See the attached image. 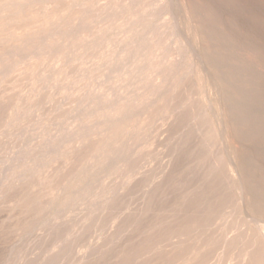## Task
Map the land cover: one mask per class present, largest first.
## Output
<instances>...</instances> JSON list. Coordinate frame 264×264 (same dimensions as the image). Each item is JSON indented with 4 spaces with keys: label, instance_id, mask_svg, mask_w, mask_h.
Wrapping results in <instances>:
<instances>
[{
    "label": "rangeland",
    "instance_id": "1",
    "mask_svg": "<svg viewBox=\"0 0 264 264\" xmlns=\"http://www.w3.org/2000/svg\"><path fill=\"white\" fill-rule=\"evenodd\" d=\"M263 235L264 0H0V264H264Z\"/></svg>",
    "mask_w": 264,
    "mask_h": 264
},
{
    "label": "bare ground",
    "instance_id": "2",
    "mask_svg": "<svg viewBox=\"0 0 264 264\" xmlns=\"http://www.w3.org/2000/svg\"><path fill=\"white\" fill-rule=\"evenodd\" d=\"M181 11H182V10H181ZM180 13H181V12H180ZM172 16H173V15H172ZM187 30H188V29H187ZM206 60H207V59H206ZM210 67H211V66H210ZM226 80H227V79H226ZM227 82H228V81H227ZM104 103H105V102H104ZM214 132H215V130H214ZM217 132H218V130H217ZM136 136H138V135H136ZM221 136H223V135H221ZM234 136H235V135H234ZM221 138H222V137H220V139H221ZM132 139H133V138H132ZM222 140H224V138H223ZM125 141H126V140H125ZM113 143H114V142H113ZM128 143H129V142H128ZM168 143H169V142H168ZM158 144H159V143H158ZM121 145H122V144H121ZM160 145H161V144H160ZM107 146H109V145H107ZM123 146H124V145H123ZM158 147H160V146H158ZM117 148H118V147H117ZM117 148H116V149H117ZM164 148H165V147H164ZM112 149H113V148H112ZM118 149H119V148H118ZM118 149H117V150H118ZM131 149H132V148H131ZM159 149H160V148H159ZM106 150H107V149H106ZM132 150H133V149H132ZM114 151H115V150H114ZM104 152H105V151H102V153H104ZM112 152H113V151H112ZM123 152H124V151H123ZM126 152H127V151H126ZM168 152H169V151H168ZM107 153H108V152H107ZM115 153H117V152H115ZM115 153H114V154H115ZM131 153H132V152H131ZM131 153H130V154H131ZM133 153H134V151H133ZM160 153H161V152H160ZM111 154H113V153H111ZM120 154H121V153H119V155H118V154H117V155L120 156ZM127 154H128V153H127ZM168 154H169V153H168ZM227 154H228V153H227ZM227 154H225V155H227ZM105 155H106V154H105ZM117 155H115V156H117ZM124 155H125V154H124ZM147 155H148V154H147ZM103 156H104V155H103ZM113 156H114V155H113ZM125 156H126V155H125ZM128 156H129V155H128ZM136 156H137V155H136ZM151 156H152V155H151ZM151 156H150V157H151ZM221 156H222V155H221ZM108 157H109V156H108ZM120 157H121V156H120ZM138 157H139V156H138ZM165 157H166V155H165ZM222 157H223V156H222ZM109 158H110V157H109ZM127 158H128V157H127ZM132 158H133V157H132ZM141 158H142V157H141ZM111 159L114 160V158H111ZM115 159H118V157L115 158ZM129 159H130V158H129ZM149 159H150V158H149ZM160 159H161V158H160ZM162 159H163V158H162ZM84 160H85V159H84ZM119 160H121V159H119ZM122 160H123V159H122ZM133 160H134V159H133ZM143 160H144V159H143ZM109 161H110V160H109ZM224 161H225V160H224ZM102 162H103V161H102ZM124 162H125V161H124ZM136 162H137V161H136ZM66 163H67V162H66ZM103 163H104V162H103ZM147 163H148V162H147ZM156 163H157V162H156ZM156 163H155V164H156ZM67 164H68V163H67ZM82 164H83V163H82ZM82 164H81V165H82ZM123 164H124V163H123ZM126 164L129 165V161H128V163L126 162ZM132 164H133V163H132ZM134 164H137V163H134ZM218 164H219V163H218ZM70 165H71V164H70ZM79 165H80V164H79ZM84 165H85V164H84ZM103 165H104V164H103ZM82 166H83V165H82ZM129 166H130V165H129ZM213 166H214V165H213ZM216 166H218V165H216ZM85 167H86V166H85ZM119 167H120V166H119ZM121 168H122V167H121ZM154 168H155V167H154ZM82 169H84V167H83ZM128 170H129V169H128ZM144 170H145V169H144ZM155 170H156V169H155ZM155 170H154V171H155ZM74 171H75V169H74ZM78 171H80V170H78ZM114 171H115V170H114ZM118 171H119V170H118ZM150 171H151V170H150ZM151 172H153V170H152ZM155 172H156V171H155ZM73 173H74V172H73ZM128 173H129V172H128ZM133 173H134V172H133ZM157 173H160V172H157ZM69 174H70V173H69ZM144 174H145V173H144ZM155 174H156V173H155ZM75 175H76V174H75ZM159 175H160V174H158V176H159ZM210 175H211V174H210ZM72 176H73V175H72ZM153 176H154V175H153ZM70 177H71V176H70ZM123 177H124V176H123ZM127 177H128V176H127ZM64 178H65V177H64ZM72 178H73V177H72ZM112 178H113V177H112ZM136 178H138V177L136 176ZM158 178H160V177H158ZM142 179H143V178H142ZM122 180H124V179H122ZM137 180H138V179H137ZM67 181H68V180H67ZM133 181H134V180H133ZM143 181H145V180H143ZM147 181H148V178H147ZM225 182H226V181H225ZM145 183H146V182H145ZM226 183H227V182H226ZM66 184H67V183H66ZM110 185H111V184H110ZM158 185H159V184H158ZM64 186H65V185H64ZM135 186H137V185H135ZM115 187H116V185H115ZM144 187H145V186H144ZM113 188H114V187H113ZM122 188H123V187H122ZM141 188H142V187H141ZM242 188H243V187H242ZM62 189H63V188H62ZM63 191H64V190H62V193H63ZM100 191H101V190H100ZM85 192H86V191H85ZM128 192H129V191H128ZM57 193L59 194V191H57ZM96 193H97V192H96ZM109 193H110V192H109ZM116 193H117V191H116ZM241 193H242V192H241ZM107 194H108V193H107ZM242 194H244V193H242ZM59 195H60V194H59ZM59 195H58V196H59ZM61 195H62V194H61ZM66 195H67V194H66ZM136 195H137V194H136ZM145 195H146V194H145ZM244 195H245V194H244ZM58 196H57V197H58ZM89 196H90V195H89ZM111 196H112V195H111ZM115 196H116V195H115ZM259 196H260V195H259ZM138 197H139V196H138ZM147 197H148V196H147ZM243 197H244V196H243ZM79 198H80V197H79ZM245 198H246V197H245ZM83 199H84V198H83ZM93 199H94V198H93ZM96 199H100V198H96ZM109 199H110V197H109ZM133 199H134V198H133ZM101 200H102V198H101ZM139 200H140V199H139ZM246 200H247V199H246ZM78 201H79V200H78ZM94 201H95V200H94ZM94 201H93V202H94ZM104 201H105V203H106V200H104ZM148 201H149V200H148ZM179 201H180V200H179ZM251 201H252V200H251ZM83 202H84V201H83ZM98 202H99V201H98ZM102 202H103V201H102ZM243 202H244V201H243ZM131 203H132V202H131ZM78 204H79V203H78ZM94 204H95V203H94ZM94 204H93V206H94ZM100 204H102V203H100ZM108 204H109V202H108ZM169 204H170V203H169ZM81 205H82V203H81ZM85 205H86V204H85ZM85 205H84V206H85ZM95 205H96V204H95ZM140 205H141V204H140ZM241 205H242V204H241ZM113 206H114V205H113ZM42 207H43V206H42ZM94 207H95V206H94ZM94 207H93V208H94ZM99 207H100V206H99ZM101 207H102V206H101ZM121 207H122V206H121ZM133 207L135 208V206H133ZM72 208H74V207H72ZM78 208H79V207H78ZM106 208H107V207H106ZM109 208H110V206H109ZM112 208H113V207H112ZM134 208H133V209H134ZM244 208H245V207H244ZM244 208H243L242 210H244ZM114 209H115V208H114ZM143 209H144V208H143ZM259 209H261V208L259 207ZM45 210H46V209H45ZM67 210H68V209H67ZM69 210H70V209H69ZM78 210H80V209H78ZM83 210H84V209H83ZM90 210H91V209H90ZM98 210H99V209H98ZM101 210H102V209H101ZM101 210H100V211H101ZM135 210H136V209H135ZM144 210H145V209H144ZM144 210H143V211H144ZM239 210H240V209H239ZM64 211H65V210H64ZM74 211H77V210L74 209ZM74 211H73V212H74ZM93 211H97V208H96L95 210H93ZM108 211H109V210H108ZM108 211H107V212H108ZM123 211H124V210H123ZM138 211H139V210H138ZM138 211H137V212H138ZM78 212H79V211H78ZM83 212H84V211H83ZM83 212L80 213V214H83ZM119 212H120V211H119ZM126 212H128V211L126 210ZM193 212H194V211H193ZM262 212H263V211H262ZM64 213H65V212H64ZM133 213H135V212H133ZM65 214H66V213H65ZM65 214H64V215H65ZM80 214H79V215H80ZM103 214H104V213H103ZM122 214H127V213H122ZM180 214H181V213H180ZM251 214H252V213H251ZM259 214H260V213H259ZM90 215H93V214H90ZM90 215H87V216H90ZM109 215H110V214H109ZM135 215H136V214H135ZM233 215H234V214H233ZM235 215H236V214H235ZM72 216H73V215H72ZM81 216H82V215H81ZM93 216H98V215H96V213H95V215H93ZM93 216H92V218H93ZM105 216H106V215H105ZM105 216H104V217H105ZM131 216H134V215H131ZM131 216H130V217H131ZM137 216H138V215H137ZM187 216H188V215H187ZM237 216H238V215H237ZM114 217H115V216H113V220H114ZM144 217H146V216H144ZM70 218H71V217H70ZM72 218H73V217H72ZM74 218H76V217L74 216ZM74 218H73V219H74ZM79 218H80V217H79ZM86 218L88 219V217H85V219H86ZM92 218H91V219H92ZM94 218H95V217H94ZM110 218H111V217H110ZM128 218H129V217H128ZM237 218H238V217H237ZM73 219H72V220H73ZM95 219H96V218H95ZM103 219H104V218H103ZM106 219H107V218H106ZM106 219H105V220H106ZM131 219H132V218H131ZM139 219H140V218H139ZM184 219H185V218H184ZM232 219H233V218H232ZM69 220H70V219H69ZM81 220H82V219H81ZM113 220H112V221H113ZM125 220H126V219H125ZM137 220H138V218H137ZM70 221H71V220H70ZM76 221H77V220H76ZM94 221H95V220H94ZM101 221H103V220L100 219V224H101ZM108 221H110V220H108ZM138 221H139V220H138ZM84 222H86V221H84ZM122 222H123V221H122ZM134 222H135V221H134ZM230 222H231V221H230ZM242 222H243V221H242ZM244 222H246V221L244 220ZM40 223H41V222H40ZM59 223H60V222H59ZM71 223H73V222H71ZM74 223H75V222H74ZM79 223H80V222H79ZM82 223H83V222H82ZM91 223H92V222H91ZM102 223H103V222H102ZM104 223H106V221H104ZM108 223H109V222H108ZM110 223H111V222H110ZM110 223H109V225H110ZM120 223H121V222H120ZM120 223H119V224H120ZM127 223H128V222H127ZM180 223H182V222H180ZM180 223H179V224H180ZM236 223H238V222H236ZM239 223H240V222H239ZM135 224H136V222H135ZM137 224H138V223H137ZM179 224H178V225H179ZM182 224H183V223H182ZM240 224H241V223H240ZM59 225H60V224H59ZM64 225H65V224H64ZM64 225L62 224V226H64ZM84 225H85V224H84ZM112 225H113V224H112ZM114 225H115V224H114ZM121 225H122V227H123V225H125V223H123V224H121ZM121 225H120V226H121ZM126 225H128V224H126ZM178 225H176V226L178 227ZM194 225H195V224H194ZM194 225H193V226H194ZM62 226H60V227H62ZM90 226H91V225H90ZM97 226H98V227H97ZM97 226H95V227H97V230H98V229H99V224H98ZM104 226H105V225H104ZM104 226H103V227H104ZM154 226H155V225H154ZM154 226H153V227H154ZM188 226H189V225H188ZM200 226H202V225H200ZM83 227H84V226H83ZM113 227H114V226H113ZM124 227H125V226H124ZM128 227H129V226H128ZM203 227H204V226H203ZM88 228H89V227H88ZM93 228H94V227H93ZM118 228H121V227H118ZM134 228H135V227H134ZM156 228H157V227H155V230H156ZM178 228H179V227H178ZM187 228H190V227H187ZM187 228H186V229H187ZM191 228H192V227H191ZM204 228H205V227H204ZM68 229H69V228H68ZM76 229H77V228H76ZM149 229L152 230L151 228H149ZM174 229H177V228H174ZM174 229H173V231H174ZM199 229L201 230L200 227H199ZM82 230H83V229H82ZM97 230H96V231H97ZM105 230H107V228H106ZM105 230H104V231H105ZM109 230H111V228H110V229L108 228V231H109ZM117 230H118V229H117ZM126 230H127V227H125L123 231H126ZM155 230L153 231L154 233H155ZM200 230H199V231H200ZM64 231H65V230H64ZM66 231H68V230L66 229ZM70 231H71V230L69 229V232H70ZM100 231H101V230H100ZM108 231H106V232H108ZM118 231H120V229H119ZM123 231H121V234L124 235L125 232L122 233ZM189 231H190V230H189ZM199 231H198V234H199ZM92 232L94 233V232H95V229H94V231H92ZM106 232L104 233L105 235L107 234ZM116 232H117V231H116ZM116 232H115V233H116ZM126 232H127V231H126ZM190 232H192V231H190ZM193 232H194V233L196 232L195 229H194ZM203 232H205V231H203ZM206 232H208V231H206ZM67 233H68V232H67ZM76 233H77V232H76ZM79 233H81V232H79ZM88 233H89V232H88ZM150 233L152 234L151 231H150ZM173 233H174V232H173ZM175 233H176V232H175ZM232 233H234V232H232ZM261 233H262V232H261ZM71 234H73V233H71ZM74 234H75V232H74ZM83 234H84V233H83ZM95 234H96V232H95ZM104 234H103V235H104ZM109 234H110V232H109ZM116 234H117V233H116ZM125 234H127V233H125ZM170 234H171V233H170ZM200 234H202V233H200ZM68 235H69V234H68ZM90 235H91V234H90ZM90 235H88V236H90ZM113 235H114V234H113ZM147 235H148V234H147ZM178 235H179V233H178ZM184 235H185V237L188 236L187 233L184 234ZM189 235H190V234H189ZM203 235H204V234H203ZM261 235H262V234H261ZM79 236H82V235H79ZM79 236H78V237H79ZM84 236H85V235H84ZM97 236H98V234H97ZM114 236H115V235H114ZM114 236H113V238H114ZM121 236H122V235H121ZM124 236H125V235H124ZM148 236L150 237V235H148ZM169 236H171V235H169ZM169 236H168V237H169ZM172 236H173V235H172ZM174 236H176V234H174ZM179 236H180V235H179ZM182 236H183V233H182ZM197 236H199V235H197ZM197 236H196V237H197ZM263 236H264V235H263ZM69 237H70V236H69ZM71 237H72V236H71ZM71 237H70V238H71ZM90 237H91V236H90ZM108 237H109V236H108ZM110 237H111V236H110ZM115 237H116V236H115ZM122 237H123V236H122ZM177 237H178V236H176L175 238H177ZM180 237H181V236H180ZM88 238H89V237H88ZM104 238H105V237H104ZM111 238H112V237H111ZM145 238H146V237H145ZM170 238H171V240L173 241L172 237H170ZM173 238H174V237H173ZM175 238H174V240H175ZM181 238H182V237H181ZM181 238H180V239H181ZM96 239H97V238H96ZM102 239H103V238H101L100 241H102ZM121 239H122V238H121ZM140 239H141V238H140ZM150 239H151V238H150ZM166 239H169V238L166 237ZM198 239H199V238H198ZM202 239H203V238H202ZM71 240H72V239H71ZM74 240H75V239H74ZM86 240H87V239H86ZM97 240H98V239H97ZM116 240H118V237H117V239L114 240V242H115ZM162 240H163V239H161V241H162ZM164 240H165V239H164ZM176 240H177V239H176ZM178 240H179V239H178ZM178 240H177V242H178ZM183 240H184V239H183ZM183 240H181L182 242H181V241H180V242L183 243ZM194 240H195V239H194ZM87 241H88V240H87ZM98 241H99V240H98ZM111 241H112V240H110V243H111ZM145 241H147V240H145ZM161 241L159 242V245H161V244H160ZM235 241H236V240H234V243H235ZM63 242H64V241H63ZM91 242H92V241H91ZM114 242H112V243H114ZM163 242H164V241H163ZM190 242H191V241H190ZM194 242H195V241H194ZM198 242H199V241H198ZM229 242H230V241H229ZM68 243H69V242H68ZM73 243H74V242H73ZM78 243H80V242H78ZM81 243H82V242H81ZM85 243H86V242H85ZM87 243H88V242H87ZM144 243H145V242H144ZM144 243H143V244H144ZM150 243H154V241H151ZM165 243H166V242H165ZM202 243H203V242H202ZM202 243H201V245H202ZM61 244H62V243H61ZM82 244H83V243H82ZM90 244H91V243H90ZM145 244H146V243H145ZM173 244H174V243H173ZM176 244H178V243H176ZM179 244H180V243H179ZM179 244H178V246H179ZM195 244H196V243H195ZM197 244H198V243H197ZM55 245H56V244H55ZM59 245H60V244H59ZM94 245H95V244H94ZM162 245H163V244H162ZM162 245H161V246H162ZM164 245H165V244H164ZM181 245H182V244H181ZM75 246H76V245H75ZM78 246H79V245H78ZM85 246H86V245H85ZM89 246H90V245H89ZM96 246H97V245H96ZM139 246H140V245H139ZM148 246H149V245H148ZM157 246H158V244H157ZM174 246H175V245H174ZM178 246H176V248H177ZM191 246H195V245H191ZM70 247H71V246H70ZM70 247H69V249H70ZM76 247H77V246H76ZM80 247H81V246H80ZM91 247H92V246H91ZM109 247L111 248V245H110ZM140 247H141V246H140ZM152 247H153V248H156L155 246H152ZM185 247H186V246H185ZM71 248H72V247H71ZM83 248H84V246H83ZM93 248H94V249H93L92 251L95 252V251H96L95 248H97V247H94V246H93ZM128 248H130V247H128ZM168 248H169V247H168ZM172 248H173V246H172ZM176 248L174 247L173 249H175V251L179 250V249H176ZM178 248H179V247H178ZM180 248H182V246H180ZM192 248H193V247H192ZM72 249L74 250V249H76V248L73 246ZM85 249H86V247H85ZM97 249H98V248H97ZM125 249H126V248H125ZM125 249H123V251H124ZM131 249H133V246L131 247ZM135 249H136V248H135ZM135 249H133V251H134ZM137 249H138V248H137ZM173 249H172V250H173ZM67 250H68V249H67ZM73 250H72V251H73ZM88 250H89V249H88ZM100 250H103V249H101V247H100V248H99V251H100ZM108 250H109V249H108ZM112 250H113V249H112ZM127 250H129V249H127ZM156 250H157V249H156ZM162 250H163V248H162ZM99 251H97V253L95 252V254L91 252V255H90L91 258H92V256H93L92 254H94V257H95V255H99V253H98ZM119 251H120V250H119ZM129 251H131V250H129ZM129 251H128V252H129ZM159 251H160V250H159ZM175 251H174V253H175ZM57 252H58V251H57ZM67 252H69V251H67ZM74 252H75V251H74ZM74 252H73V253H74ZM87 252H88V251H87ZM101 252H102V251H101ZM112 252H113V253H112ZM116 252H118V250H116V251H111L110 254L112 253V254L114 255V253L116 254ZM143 252H144V251H143ZM172 252H173V251H172ZM178 252H179V251H178ZM70 253L72 254L71 251H70ZM70 253H69V254H70ZM119 253H120V252H119ZM122 253H123V252H122ZM131 253H132V252H130V254H131ZM168 253H169V252H168ZM194 253H195V252H194ZM65 254H67V253H65ZM74 254H76V252H75ZM110 254H109V256H110ZM126 254H127V252H126ZM139 254H140V253H139ZM152 254H153V252L151 253V255H152ZM170 254H172L171 251H170ZM67 255H68V254H67ZM79 255H80V254H79ZM84 255H85V254H84ZM117 255H118V254H117ZM122 255H123V254H122ZM132 255H133V254H132ZM111 256H112V255H111ZM184 256H185V255H184ZM67 257H68V256H67ZM70 257L73 258V255H71ZM79 257H80V256H79ZM97 257H99V256H97ZM128 257H129V254H128ZM128 257H127V258H128ZM167 257H169V255H168ZM170 257H171V256H170ZM191 257H192V256H191ZM81 258H82V257H80L79 260H81ZM84 258H86V257H84ZM84 258H82V259H84ZM87 258L90 259V258H89V255L87 256ZM95 258H96V257H95ZM99 258H100V257H99ZM111 258H112V257H111ZM115 258H117V256H116ZM182 258H183V257H182ZM253 258H254V257H253ZM60 259H61V257H60ZM62 259H63V258H62ZM64 259H66V258L64 257ZM64 259H63V260H64ZM102 259H103V258H102ZM107 259H108V258H107ZM112 259H114V257H113ZM112 259H110V261H111ZM121 259H122V258H121ZM124 259H125V256H124ZM134 259H135V258H134ZM179 259H180V257H179ZM250 259H251V258H250ZM256 259H257V258H256ZM67 260H69V259H67ZM77 260H78V259H77ZM79 260H78V261H79ZM85 260H86V259H85ZM85 260H84V262H85ZM90 260H91V259H90ZM125 260H128V259H125ZM129 260H130V259H129ZM58 261H59V260H58ZM78 261H77V262H78ZM91 261H93V260H91ZM91 261H90V262H91ZM94 261H95V260H94ZM94 261H93L92 263H94ZM106 261H109V260H106ZM110 261H109V263L111 264ZM112 261H113V260H112ZM122 261H123V260H122ZM133 261H134V260H133ZM174 261H175V260H174ZM181 261H182V260H181ZM258 261H259V260H258ZM59 262H60V261H59ZM68 262H69V261H68ZM86 262H87V261H86ZM88 262H89V260H88ZM113 262H115V261H113ZM113 262H112V263H113ZM124 262L126 263L127 261H124ZM186 262H187V261H186ZM255 262H257V261H255ZM75 263H76V261H75ZM99 263H100V262H99ZM105 263L107 264V262H105ZM109 263H108V264H109ZM116 263H117V262H116ZM118 263H119V261H118ZM120 263H122L121 260H120ZM128 263H129V262H128ZM130 263H132V262L130 261ZM57 264H62V263H57ZM64 264H65V263H64ZM66 264H67V261H66ZM70 264H72V262H71ZM86 264H87V263H86ZM88 264H89V263H88ZM136 264H137V263H136Z\"/></svg>",
    "mask_w": 264,
    "mask_h": 264
}]
</instances>
